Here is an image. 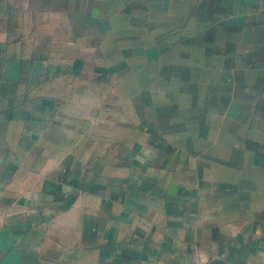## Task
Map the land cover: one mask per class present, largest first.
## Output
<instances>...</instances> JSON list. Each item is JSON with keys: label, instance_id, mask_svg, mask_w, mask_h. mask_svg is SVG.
Returning <instances> with one entry per match:
<instances>
[{"label": "crops", "instance_id": "obj_1", "mask_svg": "<svg viewBox=\"0 0 264 264\" xmlns=\"http://www.w3.org/2000/svg\"><path fill=\"white\" fill-rule=\"evenodd\" d=\"M0 264H264V0H0Z\"/></svg>", "mask_w": 264, "mask_h": 264}]
</instances>
